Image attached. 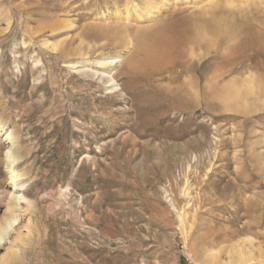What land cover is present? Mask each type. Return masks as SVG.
<instances>
[{"label":"rangeland","instance_id":"1","mask_svg":"<svg viewBox=\"0 0 264 264\" xmlns=\"http://www.w3.org/2000/svg\"><path fill=\"white\" fill-rule=\"evenodd\" d=\"M126 1L0 0V104L32 150L20 167L33 195L0 264H204L210 251L222 261L240 242L252 264H264V88L230 107L223 98L232 78L264 79V7L233 9L239 29L251 24L242 28H253L250 39L232 31L193 64L188 50L172 69L133 75L126 61L136 46L126 43L147 23L103 17ZM207 4L163 8L148 25ZM118 55L114 85L111 64L98 61ZM8 176L0 142V217Z\"/></svg>","mask_w":264,"mask_h":264},{"label":"bare ground","instance_id":"2","mask_svg":"<svg viewBox=\"0 0 264 264\" xmlns=\"http://www.w3.org/2000/svg\"><path fill=\"white\" fill-rule=\"evenodd\" d=\"M205 1H207L209 4L205 5L206 8L204 7V12L200 13L199 11L198 12L199 14L196 13L194 14V16L192 15L193 17L190 16L191 18L188 16L187 18L172 17V19L166 21L165 25H162V27L161 26L154 27L155 29L154 28L152 29V26L148 25L152 22L154 23L156 19L162 15L164 10L163 8H168L170 10L171 8L172 9L177 8L178 6L181 7L193 6L197 8L198 6H200L201 2H205ZM250 3H254L260 7L261 6L264 7V0H145L143 6H140L138 1L136 0H127L123 9L125 10L124 12L122 10H116L115 12H113L111 16H103V17H105L104 18L105 20L114 19V20H125L132 22L134 16L135 17L134 20L139 26L142 25L143 23H147L145 24L146 30L144 33L140 31V33L135 36V41L133 38L127 37L129 43H126L129 44L128 47L132 46L133 44H135L136 46L135 53L131 57H129L126 61V66L129 69L128 72L133 75H141V74L145 75L148 73V70H150L152 73H158V72H162L167 68L172 69L173 67L179 65L178 63L180 61V58L186 57L188 50L191 51L192 54L191 56H193L190 61L191 64H193L195 59L194 56L197 55L198 50L207 53L211 52L214 48L218 47L223 42L224 39L232 37V34L230 33L232 31H237L236 39L239 36H244V35H245L244 37L248 36V32L250 33L251 29L253 28L249 30H243L242 28L246 26V24H248L247 22L244 26L242 25L243 26L241 27L242 30L239 29L235 25L236 21L234 20V18L236 15L233 12V9L237 7H241L244 4H250ZM201 7L202 6H200V9ZM239 23L241 25L244 24L245 22L243 23V21H241L240 19ZM10 26H11V20L10 18H7V25L4 30L5 31L9 30ZM256 29H254V32ZM128 36H130V34H128ZM259 36L263 37V32L262 35L259 34ZM253 37L255 36L253 35ZM255 38L257 40L254 41L257 42L259 40V37L257 38L256 36ZM236 39L234 40L235 42H237ZM239 39L242 38L239 37ZM244 39L246 40V42L248 41L246 38ZM245 40H243V42ZM240 42L241 41L239 40L238 43ZM246 42L243 44L247 45L248 43ZM255 42H253V44H255ZM25 43L26 42H24V45ZM46 44H48V42H46ZM240 45L243 46L242 44ZM233 46H235V44ZM52 47L53 49L57 48L55 44ZM249 48L251 49L252 47ZM235 55L233 57L234 59L236 57ZM191 56H189V58ZM242 56H244V54H242ZM229 59L231 58L228 57V60ZM241 60L242 59H240L239 61ZM79 62L80 61L74 62L71 63L70 65L74 68H77L80 66L78 65L80 64ZM122 62H124L123 55H118L113 58H106L105 60L103 59L98 61L100 67L106 68L108 63L111 64L110 70H106L105 68L104 69L109 74L112 82H114V85H120L117 82L114 73L117 71L116 70L117 64L118 63L121 64ZM182 62L187 63L186 60ZM227 67L228 68L226 69H230L229 62ZM234 72L235 70L233 71V73ZM250 72L251 73H249L245 77L241 76L242 77L241 79L232 78L229 81V83L227 82V84H225L226 86L223 87L225 88L224 90L225 95L223 96V98L227 102L228 106L230 103L237 102L240 98H242L244 92H246L247 95H249L253 93L255 94V92L258 93V91L261 89L263 90L264 79L263 81H260L257 79L256 77L257 75L255 76L252 74V71ZM223 74H225L224 70H223ZM215 80H217V77L213 79L214 82ZM20 128L12 121L8 106H6L5 103L4 105L0 104V142H2L5 146V160H6L7 172L9 174L8 176L9 189L7 190L8 202L7 205L5 206L3 215L0 217V246L5 245L6 241L10 238L11 234L14 231L18 230L16 228V223L19 221L20 218V210L23 207L22 204L32 203V196H33L31 191L32 188L31 185L28 183L30 181V179L28 178L29 173L26 170L21 169L20 167L22 166L21 164L23 163L25 165L27 158L32 154V150L29 148V146L27 147L23 143ZM66 190L67 188L63 189L62 187H60L57 193L62 194ZM182 191L184 196L186 197L190 196V191L188 186L184 187ZM53 193L54 192L51 191L49 192V194L51 195ZM49 194L47 192L43 194V196L47 197ZM188 215L189 212H187V208H184V212L181 215V218L183 221L182 223H184L183 225H185L186 227L190 225ZM185 226L183 229L185 234L187 235L188 233L186 231ZM18 240H22V239L20 237H17L15 240L11 241L12 247L10 248L9 254L10 256H13V258H15L18 255L17 249L14 248V245ZM245 249H246L245 245L241 242L235 246H232L229 251L230 255L222 261L218 259L217 252L210 251V253L206 257V261H204L205 262L204 264H217V263L218 264H252V254L250 250H245Z\"/></svg>","mask_w":264,"mask_h":264}]
</instances>
